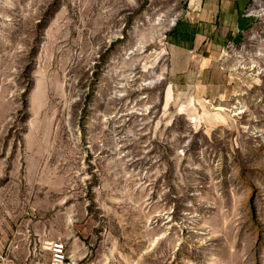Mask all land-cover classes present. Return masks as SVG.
Segmentation results:
<instances>
[{
  "label": "rangeland",
  "instance_id": "obj_1",
  "mask_svg": "<svg viewBox=\"0 0 264 264\" xmlns=\"http://www.w3.org/2000/svg\"><path fill=\"white\" fill-rule=\"evenodd\" d=\"M190 2L0 0V264H264V45L175 90Z\"/></svg>",
  "mask_w": 264,
  "mask_h": 264
},
{
  "label": "crops",
  "instance_id": "obj_2",
  "mask_svg": "<svg viewBox=\"0 0 264 264\" xmlns=\"http://www.w3.org/2000/svg\"><path fill=\"white\" fill-rule=\"evenodd\" d=\"M192 2L200 10L186 15L170 34V84L175 90L197 86L202 92L216 90L221 85L225 87L217 93L227 95L229 83L224 85L222 79L218 80L226 77L219 57L229 40L241 44L252 28V20L245 17L251 0Z\"/></svg>",
  "mask_w": 264,
  "mask_h": 264
},
{
  "label": "built area",
  "instance_id": "obj_3",
  "mask_svg": "<svg viewBox=\"0 0 264 264\" xmlns=\"http://www.w3.org/2000/svg\"><path fill=\"white\" fill-rule=\"evenodd\" d=\"M192 1L188 5V10L178 11L172 15L169 31L175 28L185 15L197 13L200 10V6ZM245 17L253 20L252 28L248 31L245 40L241 44H237L234 40L227 42L222 51V60H226L228 57L241 59L248 53V48L251 45H264V0H251L245 11ZM49 249L51 251V264H66L68 252L65 242L61 240L54 241L50 244Z\"/></svg>",
  "mask_w": 264,
  "mask_h": 264
},
{
  "label": "bare ground",
  "instance_id": "obj_4",
  "mask_svg": "<svg viewBox=\"0 0 264 264\" xmlns=\"http://www.w3.org/2000/svg\"><path fill=\"white\" fill-rule=\"evenodd\" d=\"M252 22H253V20H252ZM154 75H156V79H157V81L160 80V76H159L158 74L154 73ZM241 105H242V104H241ZM66 264H67V262H66Z\"/></svg>",
  "mask_w": 264,
  "mask_h": 264
}]
</instances>
